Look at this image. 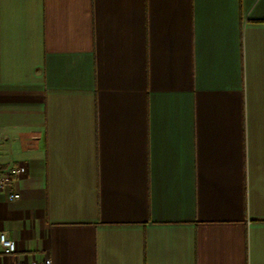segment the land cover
I'll list each match as a JSON object with an SVG mask.
<instances>
[{
    "label": "crops",
    "instance_id": "1",
    "mask_svg": "<svg viewBox=\"0 0 264 264\" xmlns=\"http://www.w3.org/2000/svg\"><path fill=\"white\" fill-rule=\"evenodd\" d=\"M0 261L264 264V0H0Z\"/></svg>",
    "mask_w": 264,
    "mask_h": 264
},
{
    "label": "built area",
    "instance_id": "2",
    "mask_svg": "<svg viewBox=\"0 0 264 264\" xmlns=\"http://www.w3.org/2000/svg\"><path fill=\"white\" fill-rule=\"evenodd\" d=\"M25 172L22 165H12L10 167L0 169V190H9L7 198L15 200L19 198V194L11 191L15 179ZM16 252L15 242L8 238L5 234H0V255L12 256ZM0 264H52L50 257H43L39 259H11L1 262Z\"/></svg>",
    "mask_w": 264,
    "mask_h": 264
}]
</instances>
